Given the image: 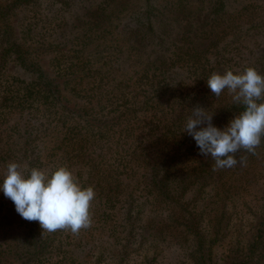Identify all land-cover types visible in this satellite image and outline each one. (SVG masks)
Listing matches in <instances>:
<instances>
[{
  "label": "trees",
  "instance_id": "16d2710c",
  "mask_svg": "<svg viewBox=\"0 0 264 264\" xmlns=\"http://www.w3.org/2000/svg\"><path fill=\"white\" fill-rule=\"evenodd\" d=\"M248 66L264 0H0V183L66 165L96 193L75 235L0 191V264H264V139L213 171L183 132L196 105L220 129L244 110L207 79Z\"/></svg>",
  "mask_w": 264,
  "mask_h": 264
},
{
  "label": "clouds",
  "instance_id": "9594fccd",
  "mask_svg": "<svg viewBox=\"0 0 264 264\" xmlns=\"http://www.w3.org/2000/svg\"><path fill=\"white\" fill-rule=\"evenodd\" d=\"M207 85L217 98L227 90L233 104L244 110L220 129L212 123L214 112L196 105L189 110L183 132L195 140L201 155L211 156L213 171L246 166V158L237 159V153L255 154L264 139V74L253 66L235 74L233 70L213 72ZM0 191L14 202L23 219L38 221L43 232L69 230L78 235L92 226L94 186H83L66 165L51 171L26 170L18 162H9Z\"/></svg>",
  "mask_w": 264,
  "mask_h": 264
},
{
  "label": "rangeland",
  "instance_id": "374dc122",
  "mask_svg": "<svg viewBox=\"0 0 264 264\" xmlns=\"http://www.w3.org/2000/svg\"><path fill=\"white\" fill-rule=\"evenodd\" d=\"M236 223H238L239 219H234Z\"/></svg>",
  "mask_w": 264,
  "mask_h": 264
}]
</instances>
